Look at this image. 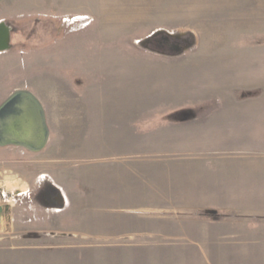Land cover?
I'll return each mask as SVG.
<instances>
[{
	"label": "rangeland",
	"instance_id": "374dc122",
	"mask_svg": "<svg viewBox=\"0 0 264 264\" xmlns=\"http://www.w3.org/2000/svg\"><path fill=\"white\" fill-rule=\"evenodd\" d=\"M261 17L264 0H0V21L12 27L11 48L0 52V103L16 89L33 91L46 108L51 144L69 151L47 168L67 199L37 191L45 164L28 163V181L32 175L39 185L15 195L13 172L0 162V264L177 256L179 238L163 228H178L183 214L167 198L178 186L164 183L175 171L164 166L171 138L164 122L211 112L217 94L208 64L188 70L197 78L191 84L166 54L226 50L228 42L206 33L237 32L235 24ZM180 98L201 100L167 101Z\"/></svg>",
	"mask_w": 264,
	"mask_h": 264
},
{
	"label": "crops",
	"instance_id": "0c3cea01",
	"mask_svg": "<svg viewBox=\"0 0 264 264\" xmlns=\"http://www.w3.org/2000/svg\"><path fill=\"white\" fill-rule=\"evenodd\" d=\"M235 25L237 32L206 33V40L228 42L226 50L214 49L200 57L192 49L166 54L169 64L183 70L191 84H196L197 78L193 81L188 70L208 64L211 90L217 98L211 112L183 111L169 114L164 122V133L171 137L162 151L167 154L164 166L175 170L168 169L164 183L178 186V193L167 198L178 200L183 214L178 228H163L170 240L177 235L179 246L177 256L144 258L145 263L264 264V19ZM230 29L234 30V24ZM200 100L167 101L188 105L187 101ZM51 141L52 131L40 151L0 146L1 165L8 164L13 172L8 175L9 184L18 185L15 195L38 184L32 175L28 181L32 174L28 163L45 164L49 178L38 184L37 191L46 199L62 191L67 199L66 191L47 168L69 151Z\"/></svg>",
	"mask_w": 264,
	"mask_h": 264
},
{
	"label": "water",
	"instance_id": "95a60500",
	"mask_svg": "<svg viewBox=\"0 0 264 264\" xmlns=\"http://www.w3.org/2000/svg\"><path fill=\"white\" fill-rule=\"evenodd\" d=\"M11 35L12 27L0 21V52L11 48ZM0 126V146L16 145L40 151L51 136L46 108L29 89L14 90L0 104Z\"/></svg>",
	"mask_w": 264,
	"mask_h": 264
},
{
	"label": "flooded vegetation",
	"instance_id": "af4514ba",
	"mask_svg": "<svg viewBox=\"0 0 264 264\" xmlns=\"http://www.w3.org/2000/svg\"><path fill=\"white\" fill-rule=\"evenodd\" d=\"M160 41H161L160 43H162V44H165L164 41H166V44H168L167 42L169 41V38L168 37H163V39L160 40ZM174 50H176V49H171L170 51H174Z\"/></svg>",
	"mask_w": 264,
	"mask_h": 264
},
{
	"label": "bare ground",
	"instance_id": "6f19581e",
	"mask_svg": "<svg viewBox=\"0 0 264 264\" xmlns=\"http://www.w3.org/2000/svg\"><path fill=\"white\" fill-rule=\"evenodd\" d=\"M0 129H2V127L0 126Z\"/></svg>",
	"mask_w": 264,
	"mask_h": 264
},
{
	"label": "trees",
	"instance_id": "16d2710c",
	"mask_svg": "<svg viewBox=\"0 0 264 264\" xmlns=\"http://www.w3.org/2000/svg\"><path fill=\"white\" fill-rule=\"evenodd\" d=\"M257 93V92H256ZM253 94V93H252Z\"/></svg>",
	"mask_w": 264,
	"mask_h": 264
}]
</instances>
